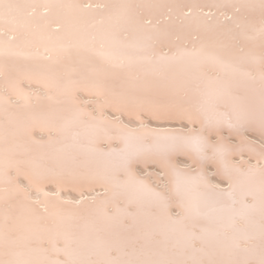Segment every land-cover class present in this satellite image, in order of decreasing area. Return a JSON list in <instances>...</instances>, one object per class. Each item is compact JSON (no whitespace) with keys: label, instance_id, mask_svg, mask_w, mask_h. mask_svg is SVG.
I'll return each mask as SVG.
<instances>
[{"label":"snow or ice","instance_id":"1","mask_svg":"<svg viewBox=\"0 0 264 264\" xmlns=\"http://www.w3.org/2000/svg\"><path fill=\"white\" fill-rule=\"evenodd\" d=\"M0 264H264V0H0Z\"/></svg>","mask_w":264,"mask_h":264},{"label":"bare ground","instance_id":"2","mask_svg":"<svg viewBox=\"0 0 264 264\" xmlns=\"http://www.w3.org/2000/svg\"><path fill=\"white\" fill-rule=\"evenodd\" d=\"M73 2H78V3H87L88 0H73ZM132 2H143V3H172V2H176V0H132ZM181 2L184 3H215V2H222V0H181ZM205 11H207V9H205ZM222 19V18H221ZM87 22V21H85ZM179 21L175 20V18L172 21H166L163 24H159L156 26L157 29V33L161 36L171 33L173 31H176V29L174 28V26L179 25ZM227 23V22H224ZM177 35H182L180 33L177 32ZM173 40H176V36H173ZM224 43H227V41L225 40ZM189 47L191 46L190 44L188 45ZM164 52H168V48H163L161 49ZM168 72L170 73H175L177 75H179L182 71V65L180 63H177L176 65L172 66L171 68L167 69ZM33 88H35L36 86L33 85ZM25 89H28V85L25 84L24 85ZM116 133L113 131V135H115ZM47 133L41 132L38 129L36 131H34L33 133H31V137L33 139L39 140L41 138L43 139H47ZM87 141H85L86 143ZM113 146H119L116 142H113ZM32 147L34 149L37 150V154H40V146L39 145H32ZM101 148L106 149L107 148V144H101L100 145ZM246 158V157H245ZM103 158L102 157H98L95 155H88L85 156L83 154H81L78 157L77 160V167H76V171L79 173H86L90 167H94L95 164L98 161H102ZM253 163H255V161H252ZM41 165L50 170L51 171V175L49 176L48 180H46L42 187L43 190L46 192H49V207L51 210V207L53 204L57 203L55 200V197L52 196V193L56 191L57 186H59V188L61 189L60 191V196L61 199H68V200H72L73 202L71 204H67V205H61L63 208L69 210L70 212H74L77 209V206L75 204V200H81V196L79 195L78 192L76 191H72L73 187L79 188L81 191L84 192V196L85 197H90L92 195H94V193L89 192L88 188L89 185L86 181L84 180H72L71 177L69 176V169H71L73 167V164L71 161H57L53 158H51L50 156H44L43 159L40 160ZM26 171H31V169L25 167ZM15 173H13L14 175ZM241 180L243 181V178H241ZM20 184L22 187H25L27 185V181L23 180L21 178L20 180ZM224 187H227V185H224ZM31 195L33 198H35L36 193L33 190L31 192ZM239 195H240V188H237L236 191V196L237 199H239ZM74 198V199H73ZM22 199V197H21ZM41 199H43L41 197ZM219 199L224 200L226 203L231 204V201L227 198V197H220ZM91 204V200L90 199H84L82 200V204L80 205V210L82 211L84 208L88 207ZM237 207H239V205H236ZM39 211H43L42 208H38ZM206 211L209 214V218L210 221L209 226L210 227H214L215 226V220L219 217H224L225 219L227 218V212H221L218 208H214L213 206H209ZM257 222L259 221V216L257 214L256 216ZM243 226V224H242Z\"/></svg>","mask_w":264,"mask_h":264}]
</instances>
